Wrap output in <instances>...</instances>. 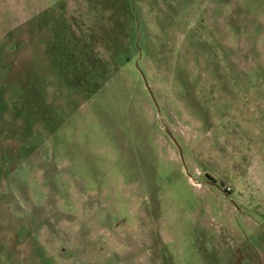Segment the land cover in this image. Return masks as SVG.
Wrapping results in <instances>:
<instances>
[{
	"label": "rangeland",
	"instance_id": "rangeland-1",
	"mask_svg": "<svg viewBox=\"0 0 264 264\" xmlns=\"http://www.w3.org/2000/svg\"><path fill=\"white\" fill-rule=\"evenodd\" d=\"M0 264H264V0H0Z\"/></svg>",
	"mask_w": 264,
	"mask_h": 264
},
{
	"label": "water",
	"instance_id": "water-1",
	"mask_svg": "<svg viewBox=\"0 0 264 264\" xmlns=\"http://www.w3.org/2000/svg\"><path fill=\"white\" fill-rule=\"evenodd\" d=\"M135 66H136V68L138 69L139 73L141 74V78L143 79L144 85H145L146 89L148 90L149 95H150V97L152 98V100H153V102H154V104H155V106H156V108H157V111H159V109H158V105H157L156 100H155V98H154V94H153V92H152V90H151V88H150V86H149V84H148V81H147V79H146V76H145V74L143 73V71L139 68L138 60L135 61ZM165 131H166V133L169 135V137L173 140V142L175 143L176 147L178 148L180 159L182 160V163H183V165H184V167H185L184 160H183V157H182V151H181V148H180L179 144L177 143V140H176L175 137L170 133V131H169L168 129H165ZM185 171H186V174H187L189 177H191V174L188 172V170H186V168H185ZM214 185L217 186L216 184H214Z\"/></svg>",
	"mask_w": 264,
	"mask_h": 264
}]
</instances>
